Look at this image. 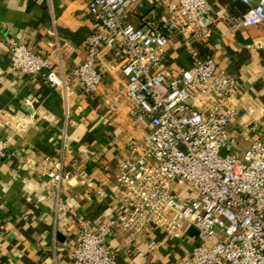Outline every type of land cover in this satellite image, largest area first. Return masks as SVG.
Here are the masks:
<instances>
[{"label": "crops", "instance_id": "0c3cea01", "mask_svg": "<svg viewBox=\"0 0 264 264\" xmlns=\"http://www.w3.org/2000/svg\"><path fill=\"white\" fill-rule=\"evenodd\" d=\"M169 2L179 0H128V22L160 26L170 18ZM208 3L211 36L200 30L196 39L193 32L172 35L167 69L173 76L190 69L198 49L202 58L215 59L217 74L236 79L237 114L228 133L232 152L244 155L264 139V23L242 24L250 6L240 0ZM98 31L89 0H0V136L11 155L0 157V264H73L83 223H109L134 207L132 195L122 198L117 176L122 163L142 153L149 132L131 116L125 56L101 44L95 68L103 82L95 93L72 76L89 60L86 42ZM12 43L48 58L66 86L15 71ZM59 164L72 179L57 197L48 172ZM199 242L195 226L181 238L151 225L138 235L117 229L110 238L117 264H177Z\"/></svg>", "mask_w": 264, "mask_h": 264}, {"label": "built area", "instance_id": "2783aa9c", "mask_svg": "<svg viewBox=\"0 0 264 264\" xmlns=\"http://www.w3.org/2000/svg\"><path fill=\"white\" fill-rule=\"evenodd\" d=\"M240 1L250 6L242 24L264 23V0ZM167 5L170 18L160 26L137 28L128 22V0H89L102 31L88 37L89 60L72 76L85 92L95 93L103 82L95 68L99 48L103 43L116 47L125 56L121 72L133 104L131 116L149 133L142 153L122 163L117 176L122 198L132 195L134 207L109 223H83L71 253L73 264H117L110 244L116 230L138 235L150 225L177 238L195 226L200 242L177 264H264V139L253 141L244 155L232 152L228 127L237 114L238 83L226 73L217 74L215 59L202 58L194 49L190 69L175 76L168 71L165 48L172 35L193 32L196 39L200 30L208 38L211 30L206 25L208 0ZM10 53L15 71L44 74L51 87L66 86L49 59L26 45L12 43ZM195 100L201 105H194ZM0 157H11L1 136ZM48 176L57 197L72 179L61 164ZM147 246L153 249L156 243Z\"/></svg>", "mask_w": 264, "mask_h": 264}, {"label": "rangeland", "instance_id": "374dc122", "mask_svg": "<svg viewBox=\"0 0 264 264\" xmlns=\"http://www.w3.org/2000/svg\"><path fill=\"white\" fill-rule=\"evenodd\" d=\"M221 154L224 155V156L227 155V151H226V149H223V150L221 151Z\"/></svg>", "mask_w": 264, "mask_h": 264}]
</instances>
